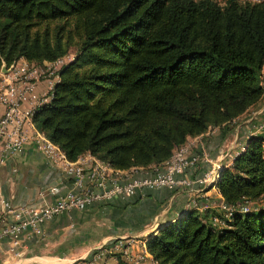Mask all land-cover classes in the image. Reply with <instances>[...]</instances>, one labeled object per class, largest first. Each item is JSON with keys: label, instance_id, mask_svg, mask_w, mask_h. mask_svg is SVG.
<instances>
[{"label": "trees", "instance_id": "trees-1", "mask_svg": "<svg viewBox=\"0 0 264 264\" xmlns=\"http://www.w3.org/2000/svg\"><path fill=\"white\" fill-rule=\"evenodd\" d=\"M69 52L35 129L70 161L159 165L209 127L223 137L263 97L264 0H0V68ZM215 189L260 206L220 228L189 210L145 240L154 264H264V133Z\"/></svg>", "mask_w": 264, "mask_h": 264}, {"label": "built area", "instance_id": "built-area-1", "mask_svg": "<svg viewBox=\"0 0 264 264\" xmlns=\"http://www.w3.org/2000/svg\"><path fill=\"white\" fill-rule=\"evenodd\" d=\"M66 56L41 64L27 63L19 58L5 67L4 73L0 72V167L30 144L60 174L58 180L62 178L69 183L63 192L60 190L61 181L47 186L38 193V202H11L0 194V257L4 256L3 260H20L25 253L23 241L41 239L43 224L58 215L71 210L82 211L113 198L128 200L145 190L188 186V209L200 214L207 212V222L214 228L224 226V219L234 211L246 213L251 210L250 200L228 205L219 195L206 199L200 198V194L205 188L216 191L215 183L222 169L231 166L235 155L244 150L245 140L257 133L244 134L235 151L220 148L214 160L207 159L203 150L205 138L217 130L214 127L173 149L169 158L159 165L116 170L88 153L74 161L68 160L54 143L35 129L31 121L33 110L49 99L54 84L59 80L60 68L72 58L66 61ZM39 81L45 82V89L40 93L35 90ZM261 84L264 86V81ZM260 124L254 126L264 130V122ZM203 162L209 163L207 169H201ZM192 185L196 187L192 188ZM45 196L51 201H45ZM139 250V254L132 255L128 246L121 239H116L68 264H109L108 258L113 259V264H141L142 259L149 255L144 242Z\"/></svg>", "mask_w": 264, "mask_h": 264}, {"label": "crops", "instance_id": "crops-1", "mask_svg": "<svg viewBox=\"0 0 264 264\" xmlns=\"http://www.w3.org/2000/svg\"><path fill=\"white\" fill-rule=\"evenodd\" d=\"M45 89V82L36 83L35 90L40 93ZM246 121V120H245ZM253 119L242 126L236 125L220 136L219 130L205 138L203 150H207V159L214 160L215 151H219V145L230 134L234 146L242 143L244 134L255 133L251 131ZM215 143L214 151L208 152L210 145ZM201 169H207L209 163L203 162ZM200 170V169H199ZM51 167L44 157L30 144L24 146L22 152L5 161L0 167V194L11 202H38V193L47 186L62 182L61 192L69 187L65 179ZM188 178H191L188 176ZM196 187L192 185V188ZM187 187L173 189L159 188L145 190L142 194L137 193L128 200L113 198L104 203H96L85 210H71L68 213L56 216L42 226L43 236L41 239L24 240L23 250L30 251L37 241L45 242L51 239L52 231L58 230L59 240L65 238L68 243L66 257L68 264L71 260L87 255L92 249L100 245L121 239L128 246L132 254H139L141 243L155 234L162 226L174 222L177 218L185 215L187 207ZM217 198L218 193L213 189H201L200 198ZM45 201L51 198L45 196ZM5 261V260H4ZM107 263L113 264V259L108 258ZM141 264H154L150 255L145 256Z\"/></svg>", "mask_w": 264, "mask_h": 264}, {"label": "rangeland", "instance_id": "rangeland-1", "mask_svg": "<svg viewBox=\"0 0 264 264\" xmlns=\"http://www.w3.org/2000/svg\"><path fill=\"white\" fill-rule=\"evenodd\" d=\"M218 2H222V0H217ZM255 1V0H250ZM73 52V51H72ZM72 52H69L67 56L65 57V60L67 61L68 58H71ZM253 119L251 131L262 134L264 133V130L257 129L255 126L258 124L263 125L264 122V94L263 97L254 105L252 106L247 112L242 114L240 117L235 119L232 123L233 127L236 125L242 126L243 124H247L248 121H251ZM246 120V121H245ZM255 125V126H254ZM190 140V139H188ZM232 135L228 134L224 140L220 143V147L222 150H228V151H235L236 146H234ZM210 145L209 147V153L214 151L215 143H208ZM207 152V150L204 149V153ZM211 154V153H210ZM212 154H217V151H215ZM260 206L259 203L254 204L253 202L250 204L251 210L254 211ZM47 240H45L46 242ZM45 242L37 241L34 243L32 248L29 252L26 251L23 256L20 258V260H3L4 256L0 257V264H64L68 262L66 257V248H68V243H66L65 238L63 241L59 240V233L58 230L55 229V231H52L51 239L48 240V245H45Z\"/></svg>", "mask_w": 264, "mask_h": 264}, {"label": "water", "instance_id": "water-1", "mask_svg": "<svg viewBox=\"0 0 264 264\" xmlns=\"http://www.w3.org/2000/svg\"><path fill=\"white\" fill-rule=\"evenodd\" d=\"M0 72H1V73H4V72H5V66H4V64H2V66H1V68H0Z\"/></svg>", "mask_w": 264, "mask_h": 264}]
</instances>
